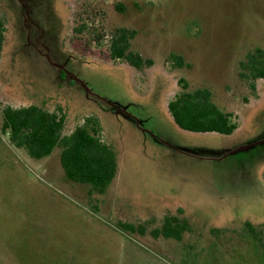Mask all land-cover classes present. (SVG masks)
Here are the masks:
<instances>
[{"label": "rangeland", "instance_id": "1", "mask_svg": "<svg viewBox=\"0 0 264 264\" xmlns=\"http://www.w3.org/2000/svg\"><path fill=\"white\" fill-rule=\"evenodd\" d=\"M37 2L0 0V264H264L246 225L264 243V79L252 90L240 76L264 49V0ZM120 27L151 66L111 56ZM181 78L210 88L237 128H180ZM32 103L61 104L64 134L99 116L118 161L105 193L66 177L61 147L35 159L10 142L3 109ZM166 215L187 225L181 239L155 234Z\"/></svg>", "mask_w": 264, "mask_h": 264}, {"label": "trees", "instance_id": "2", "mask_svg": "<svg viewBox=\"0 0 264 264\" xmlns=\"http://www.w3.org/2000/svg\"><path fill=\"white\" fill-rule=\"evenodd\" d=\"M20 1L29 12L33 9L31 5L38 4V0ZM5 35L6 20L0 15V55ZM134 36L135 31L132 29L116 28L109 43L111 56L139 69L151 66L150 59H144L140 53L132 50L131 40ZM172 61L179 68L184 66V59L180 55H173ZM61 73L65 74V71L61 70ZM240 76L250 81L251 89L255 90V80L264 79L263 48L257 47L246 54L240 62ZM179 87L175 98L169 103V110L180 128L191 132L221 134H230L237 128V115L221 108L214 101L210 88L191 89L184 78L179 79ZM67 121L68 112L61 104L52 108L37 103L7 105L3 109L1 129L9 135L15 147L24 148L35 159L45 158L56 147H61L60 161L66 177L75 183L90 185L92 191L105 193L117 175L118 161L115 148L106 139L99 116H84L70 134H64ZM246 225L264 247L254 228L248 223ZM186 229L187 225L179 221L177 216L166 215L155 234L161 233L167 238L179 240Z\"/></svg>", "mask_w": 264, "mask_h": 264}]
</instances>
